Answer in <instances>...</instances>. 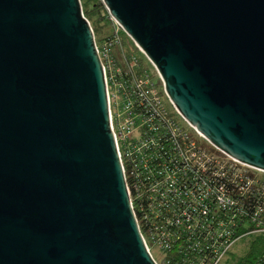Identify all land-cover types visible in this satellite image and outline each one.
<instances>
[{
	"label": "water",
	"instance_id": "1",
	"mask_svg": "<svg viewBox=\"0 0 264 264\" xmlns=\"http://www.w3.org/2000/svg\"><path fill=\"white\" fill-rule=\"evenodd\" d=\"M181 115L264 170V0H101ZM0 264H157L80 0H0Z\"/></svg>",
	"mask_w": 264,
	"mask_h": 264
},
{
	"label": "built area",
	"instance_id": "2",
	"mask_svg": "<svg viewBox=\"0 0 264 264\" xmlns=\"http://www.w3.org/2000/svg\"><path fill=\"white\" fill-rule=\"evenodd\" d=\"M102 16L109 32L94 40L109 122L146 248L150 254L151 248L159 251V262L152 257L162 264L165 250L181 233L192 237L193 245L205 234L207 264H218L240 239L264 236V170L203 137L170 101L161 80L123 44L128 35L105 6ZM252 264H264V250Z\"/></svg>",
	"mask_w": 264,
	"mask_h": 264
},
{
	"label": "trees",
	"instance_id": "3",
	"mask_svg": "<svg viewBox=\"0 0 264 264\" xmlns=\"http://www.w3.org/2000/svg\"><path fill=\"white\" fill-rule=\"evenodd\" d=\"M101 8L104 9V5L101 1H98L93 9L83 11L84 17L89 21L90 26L92 27L95 39V25L99 22L100 18L103 17L102 15V17L99 15V10ZM103 36L99 39L101 40ZM125 38L126 37L123 38L122 42L126 46ZM135 48L137 49V47ZM136 59L142 65L143 69H147L141 59L137 57ZM154 72L156 71L154 70ZM158 83H161L159 79ZM138 217L140 218L139 215ZM140 225L142 232L145 233L141 220ZM176 230L181 231L178 227H176ZM246 237L248 238V246L244 253H235L232 246L225 254V257L218 264H252L258 255L264 250V236L251 235ZM205 245V234H199L196 236L195 245H193L192 237L187 239L186 235L181 233L179 239L172 241L171 246L165 250L166 257L164 258L162 264H207L210 259L204 251V248L202 249Z\"/></svg>",
	"mask_w": 264,
	"mask_h": 264
},
{
	"label": "rangeland",
	"instance_id": "4",
	"mask_svg": "<svg viewBox=\"0 0 264 264\" xmlns=\"http://www.w3.org/2000/svg\"><path fill=\"white\" fill-rule=\"evenodd\" d=\"M98 1H101V0H80L82 11L93 9L96 6V3ZM99 13H100L99 14L100 17H102L101 15L104 13V9L101 8L99 10ZM109 29H110L109 23L105 21L103 17L100 18L99 22L95 25V36H96L97 42L100 41L99 38L101 36L109 32ZM125 43H126V48L129 49L131 53L134 54L137 58L141 59L142 63L147 67L148 71L150 72L151 76L155 80H158L159 76L156 72H154L155 70L154 67L147 60V58L143 55V53L138 48L137 49L135 48L136 46L133 43V41L129 37H126ZM247 246H248V238L244 237L234 244L233 250L235 251V253L237 252L239 254H242L247 250ZM151 254L157 262L160 261L159 251H157L155 248H151Z\"/></svg>",
	"mask_w": 264,
	"mask_h": 264
}]
</instances>
